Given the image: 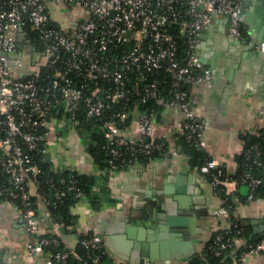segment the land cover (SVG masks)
<instances>
[{
  "label": "built area",
  "instance_id": "built-area-1",
  "mask_svg": "<svg viewBox=\"0 0 264 264\" xmlns=\"http://www.w3.org/2000/svg\"><path fill=\"white\" fill-rule=\"evenodd\" d=\"M51 3L78 9L84 17L62 26L52 18ZM241 8L238 0H0V198L21 205L28 264H76L70 260L72 250L59 247L60 237L39 234L32 197L33 191L38 193L42 213L48 214L35 154L46 151L41 140L53 112H62L59 129H75L84 120L102 128L111 156L109 169L114 170L118 168L114 160L126 152L123 160L129 165L164 148V138L150 136L156 112L141 109L140 103L161 98L165 90L166 104L182 111L185 141L203 149V124L191 108L188 86L208 81L212 72L195 45L201 31L218 16L228 17L229 35L242 37ZM25 46L35 65L16 74ZM256 48L264 50V42ZM132 122L137 135L124 132ZM199 171L211 176L213 187L230 180L219 178L222 168L212 157L203 158ZM233 181L253 188L261 177L246 168ZM66 189L82 196L73 177ZM64 193L56 191L55 197ZM214 213L227 220L213 236V251L221 254L235 244L242 227L230 218L225 204ZM63 226L75 234L89 264H101L105 253L101 236L53 222L55 228ZM240 247L239 259L264 251V239L244 240ZM39 253L45 255L43 262L37 260ZM120 263L114 259L109 264Z\"/></svg>",
  "mask_w": 264,
  "mask_h": 264
},
{
  "label": "crops",
  "instance_id": "crops-1",
  "mask_svg": "<svg viewBox=\"0 0 264 264\" xmlns=\"http://www.w3.org/2000/svg\"><path fill=\"white\" fill-rule=\"evenodd\" d=\"M60 9L50 4L53 20L65 26L71 12L67 11L66 20ZM226 24V17L218 16L198 36L195 51L212 75L208 81L188 86V93L191 108L203 124V150L233 173L243 136L259 129L264 133V55H248V46L242 41L247 35L245 29L241 41H237L226 32ZM29 53L27 62L15 69L16 74L34 68L33 54ZM62 117V112H53L48 121L45 156L56 171L74 169L92 179L97 202L81 197L69 211L74 215L73 229L101 236L106 263L114 259L125 264L182 263L201 253L212 234L227 225L224 217L214 213L222 203L220 196L180 143L183 114L178 106L163 104L153 117L150 136L164 138L167 152L114 170L99 166L86 149V139L75 129H59ZM124 132L137 135L135 122ZM172 149L177 153H170ZM168 183L173 193H163ZM225 190L232 196V215L245 220L252 230L253 220L264 218V196L246 199L247 185L233 180L226 182ZM162 201L169 202L170 207L177 202L180 213L193 215L190 229L187 225L174 227L184 231L181 236L170 235L165 228L155 232L153 209ZM36 202L43 212V203L39 198ZM156 211L160 214L161 209ZM46 230L45 219L39 218L38 232ZM51 230L60 233L65 246L75 247L73 232L55 227ZM27 238L20 209L0 198V264H28ZM244 240L236 238L235 245ZM37 260L43 262L45 255L39 253ZM233 264H264V251L248 253Z\"/></svg>",
  "mask_w": 264,
  "mask_h": 264
},
{
  "label": "trees",
  "instance_id": "trees-1",
  "mask_svg": "<svg viewBox=\"0 0 264 264\" xmlns=\"http://www.w3.org/2000/svg\"><path fill=\"white\" fill-rule=\"evenodd\" d=\"M32 42L33 39H31ZM39 48V46H36ZM163 86V85H162ZM165 89V88H164ZM168 97L165 94V90L161 92V98L152 99L145 103H140V108L143 110L153 109L155 112L161 108L163 104H166ZM89 120H84L83 122L78 123L75 127V130L78 134L86 139V149L93 156L95 161L99 164L100 167L109 169V159L111 158L108 149L105 145V138L103 136L102 128L92 126L89 123ZM181 144L184 147L185 151L192 155L195 162L198 165L202 163V160L205 156L210 158V156L200 148L195 147L192 144H189L185 141L183 134L181 132ZM244 143L242 150L239 154H237V167L233 173L227 172L224 167L222 168V174L219 176L220 179H225L226 177L230 180L238 179L241 175V172L248 168L252 173L261 177V183L257 184L253 188L248 187V191L245 195L246 199H256L264 196V133L261 129L254 134L244 135ZM41 143L45 144L44 139L41 140ZM253 146H256L254 148ZM168 150L167 143L165 140V146L161 151H153L151 153L150 158L159 155L161 153H165ZM258 151V154L256 152ZM127 152L122 156L116 158L114 161L118 164V168L124 167L127 164V160L125 157L127 156ZM124 157V158H123ZM150 158H145L142 161H146ZM35 161L41 167V172L38 174L39 185L41 186L44 194L47 197L48 203L46 204V210H48V214H43L38 206L37 199L38 193L33 191V199L35 200V213L38 218L45 219L47 223V230L43 233H39L41 236H55L57 235L62 239L60 242V248H69L64 245L63 237L60 233H55L51 230L53 227L54 221H63L66 224H72L74 222V215H72L69 211L70 205L78 200L81 197H85L90 200L92 203H96L97 195L91 189L92 179L83 173H79L74 169L65 168L60 171H56L52 168L50 160H48L45 156V152H36ZM260 161V162H257ZM205 176L211 180V176L209 174H205ZM73 177L75 179V186L80 190L82 196H75L73 190H67L66 184L68 179ZM61 179H64L62 182ZM54 184L52 186V184ZM238 185L243 184L236 182ZM214 191L220 196L222 200V204L228 206L230 211V218L237 221L239 226L242 227V231L236 234V238L243 237L246 241L250 243H255L261 239L259 237L257 240L250 235L252 231L250 228V224L246 223L243 219H238L232 215L233 208V200L232 196L225 190V186L223 184L218 183L213 187ZM64 190L65 193L60 195L58 198L55 197L56 191ZM20 204L17 205L20 208ZM61 230L66 231V228L63 226ZM216 232V231H215ZM214 232V233H215ZM210 237L207 244L201 253H197L192 256L189 260L182 263H174V264H233L234 262L239 260V253L241 251L240 245H233L231 248L226 249L221 254H215L213 251V236ZM72 250L70 260L76 264H89V260L86 257V252L84 248L80 244H76L75 247L70 248ZM106 253L102 256L100 262L101 264H109L105 262ZM125 264V263H120Z\"/></svg>",
  "mask_w": 264,
  "mask_h": 264
},
{
  "label": "water",
  "instance_id": "water-1",
  "mask_svg": "<svg viewBox=\"0 0 264 264\" xmlns=\"http://www.w3.org/2000/svg\"><path fill=\"white\" fill-rule=\"evenodd\" d=\"M238 1L240 2L242 7L240 12L241 19L239 28L245 29L247 33L245 38L242 39V41H244L248 46L249 50L247 51V54L253 55L260 53L261 55H264V50L256 48V45H258L260 42H264V0ZM226 19L228 20V17H226ZM229 36L236 39L237 41H241L240 37L237 38L232 35ZM200 59L204 63L202 58ZM173 192L174 189L171 187V184H164L163 193ZM175 205V207H170L169 202L162 201L160 206H154V215L152 219L157 221V226L155 228L156 233L158 232L159 228H165L170 235L181 236L184 231L182 229H174L175 226L187 225L188 229H190L193 215L180 213V204L175 202ZM157 208L161 209L160 214L156 211ZM253 223L254 225L252 227L251 236H253V238L257 240L259 237L264 236V218L253 220Z\"/></svg>",
  "mask_w": 264,
  "mask_h": 264
},
{
  "label": "rangeland",
  "instance_id": "rangeland-1",
  "mask_svg": "<svg viewBox=\"0 0 264 264\" xmlns=\"http://www.w3.org/2000/svg\"><path fill=\"white\" fill-rule=\"evenodd\" d=\"M56 6H57V8L58 9H60V12L61 13H65V18H66V20H67V11H68V9H70V12H71V14H69V16H68V20H74V19H83V17H84V15L82 14V13H78L77 11H79L78 9H74L73 7H68V6H66L65 4H63V3H59V4H56ZM59 6H61V7H59ZM67 20V23H69V21ZM30 51H29V48H27L26 46L25 47H23V57H22V63H26L27 61V58H29V56H30V53H29ZM11 54H13V52H11Z\"/></svg>",
  "mask_w": 264,
  "mask_h": 264
},
{
  "label": "flooded vegetation",
  "instance_id": "flooded-vegetation-1",
  "mask_svg": "<svg viewBox=\"0 0 264 264\" xmlns=\"http://www.w3.org/2000/svg\"><path fill=\"white\" fill-rule=\"evenodd\" d=\"M67 6V5H66ZM69 10V9H68ZM65 21V20H64ZM62 24L65 23V22H61Z\"/></svg>",
  "mask_w": 264,
  "mask_h": 264
}]
</instances>
